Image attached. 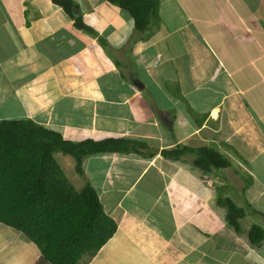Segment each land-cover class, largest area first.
<instances>
[{
    "label": "crops",
    "instance_id": "obj_1",
    "mask_svg": "<svg viewBox=\"0 0 264 264\" xmlns=\"http://www.w3.org/2000/svg\"><path fill=\"white\" fill-rule=\"evenodd\" d=\"M95 1L73 10L93 36L52 0H0V106L13 96L18 107L7 118L43 126L55 118L57 127H46L67 131L65 139L128 138L155 152L83 161L117 224L83 264H264V241L255 247L247 237L264 224V0H157L170 29L143 38L120 8ZM178 144L211 145L231 165L204 179L192 155H160ZM222 190L253 216L247 226L240 220V233L213 205ZM19 234L0 224V264H48Z\"/></svg>",
    "mask_w": 264,
    "mask_h": 264
},
{
    "label": "trees",
    "instance_id": "obj_2",
    "mask_svg": "<svg viewBox=\"0 0 264 264\" xmlns=\"http://www.w3.org/2000/svg\"><path fill=\"white\" fill-rule=\"evenodd\" d=\"M106 1L131 17L139 38L147 37L150 25L159 23L157 0ZM52 3L74 20L77 30L95 36L96 32L83 23L81 14L74 13L78 6L73 1L52 0ZM98 40L106 47L102 37ZM173 89L180 98L179 87ZM150 151L147 143L128 138L73 141L30 119L0 120V224L25 236L48 264L86 263L84 257L93 258L116 232L117 224L105 213L90 180L85 179L78 189L73 186L56 154L71 157L75 173L84 176L82 163L88 157L131 153L149 158L155 154ZM160 155L172 161L192 155V164L204 179L231 165L226 156L212 147L178 144L162 149ZM220 193L214 207L223 209L226 224L240 233L245 209ZM247 237L252 246L260 247L264 231L253 224Z\"/></svg>",
    "mask_w": 264,
    "mask_h": 264
},
{
    "label": "rangeland",
    "instance_id": "obj_3",
    "mask_svg": "<svg viewBox=\"0 0 264 264\" xmlns=\"http://www.w3.org/2000/svg\"><path fill=\"white\" fill-rule=\"evenodd\" d=\"M88 1H90V5H89V2ZM74 2H77V3H79L81 6H82V8H84V6H86V8H88L89 10H91V9H93V5L95 4V0H74ZM96 5V4H95ZM166 22V21H165ZM162 23V22H161ZM161 23H160V21H159V23L158 24H154V25H150V28L149 29H156L157 30V28H154V27H159V29L158 30H160V33H163L166 29H170V23H168V22H166L164 25H161ZM160 24V25H159ZM157 30V31H158ZM151 35H152V33H151ZM150 35V36H151ZM107 45H108V48H111V45H110V43L108 44V42H107ZM176 45V44H175ZM158 46H159V44H158ZM112 51V50H111ZM130 52L129 51H127V49H126V53H125V55H126V58H127V60H128V62H129V65H131V67H134L133 65V62L130 60V58H129V54ZM132 56V55H131ZM136 58V57H135ZM168 72V70L166 71L165 70V74ZM177 76L179 75V74H176ZM164 77V76H163ZM159 78H161V76L159 77ZM177 78V77H176ZM171 81V82H170ZM171 83H173V79H170V80H164V84H166L165 86L168 88V89H170V88H173V85H171L170 86V88H169V84H171ZM163 83H161V84H157V85H162ZM176 84V83H175ZM164 87V86H163ZM165 87V88H166ZM158 92V91H157ZM170 92V91H169ZM156 93V92H155ZM170 93H173L172 91L170 92ZM148 96V95H147ZM12 98H13V96H9V97H7V100L3 103V105L2 106H0V120H10V118H7V114H8V112L10 113V111L12 110V109H14V110H18V107H14V106H16L15 105V103H14V100H12ZM10 110H9V109ZM172 109H177V108H172ZM12 113H13V110L11 111ZM48 116V115H47ZM50 117H51V115H50ZM6 118V119H5ZM42 121H43V119H41ZM38 121V120H37ZM38 122H40V121H38ZM44 122L46 123V125H45V127L46 126H52V128H56L57 126H55L56 124H57V121L55 120V118L54 119H50L49 117H48V119H45L44 120ZM42 124H44L43 122H42ZM63 132H62V135H63V137H65V135L66 134H68L67 133V131L65 132V130H62ZM67 136V135H66ZM206 147H211V145H209V146H206ZM55 158H56V160H57V162H58V164L61 166V168H63V170H64V173H65V175H66V177L67 178H69V181L71 182V184L73 185V186H75L77 189L79 188V187H82L83 185H84V183H85V179H90L91 178V176H89V175H86V174H84V176H80V175H78V174H76L75 173V171H74V166H73V160H72V158L71 157H69V156H65V155H61V154H56V156H55ZM86 169L87 170H89V168H91L90 167V164H87L86 166ZM192 168V167H191ZM82 169H84V167H82ZM95 169V167H93V168H91V170H94ZM90 171V170H89ZM95 174H97V170L96 171H93ZM109 172V174H111V171H108ZM95 184L97 185V184H99V181H97V182H95ZM143 184V183H142ZM208 186L209 187H211V189H212V187H216L217 186V182L216 183H214V182H210V183H208ZM226 190H222L221 191V193H220V196L221 197H229L237 206H239V207H241V208H243V209H245L244 207H245V205L243 204V203H241L240 202V198L241 197H239V196H236V195H234V196H232V193H227V191L225 192ZM137 193H138V190H137ZM98 195L99 196H101L102 197V195L100 194V192L98 191ZM98 196V197H99ZM133 197V200H137V199H135V197H134V195L132 196ZM213 200H215V199H213ZM214 204H215V202H214ZM213 204V205H214ZM245 217L243 218L244 220L241 222V224H242V226H245L246 224H247V222L246 221H248V220H250V217L251 218H253V216L250 214V213H248V211H246V209H245ZM250 216V217H249ZM253 221V220H252ZM251 221V222H252ZM257 221H260V220H257ZM254 222V221H253ZM256 223V222H255ZM247 226V225H246ZM261 227H263L264 228V224L262 225L261 224ZM19 239L22 241V242H25L26 244H28V246H30L31 247V244H32V242H30L25 236H23L22 234H19ZM33 246V248H35L34 247V245H32ZM84 258H87V257H84Z\"/></svg>",
    "mask_w": 264,
    "mask_h": 264
},
{
    "label": "water",
    "instance_id": "obj_4",
    "mask_svg": "<svg viewBox=\"0 0 264 264\" xmlns=\"http://www.w3.org/2000/svg\"><path fill=\"white\" fill-rule=\"evenodd\" d=\"M135 85H136L137 87H141V85H140L139 83H136Z\"/></svg>",
    "mask_w": 264,
    "mask_h": 264
},
{
    "label": "built area",
    "instance_id": "obj_5",
    "mask_svg": "<svg viewBox=\"0 0 264 264\" xmlns=\"http://www.w3.org/2000/svg\"><path fill=\"white\" fill-rule=\"evenodd\" d=\"M209 183H210V181H209Z\"/></svg>",
    "mask_w": 264,
    "mask_h": 264
}]
</instances>
